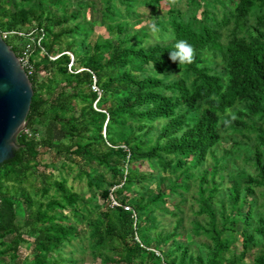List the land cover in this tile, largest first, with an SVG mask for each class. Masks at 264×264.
Returning a JSON list of instances; mask_svg holds the SVG:
<instances>
[{"label": "trees", "instance_id": "obj_1", "mask_svg": "<svg viewBox=\"0 0 264 264\" xmlns=\"http://www.w3.org/2000/svg\"><path fill=\"white\" fill-rule=\"evenodd\" d=\"M100 2L91 43L93 1L68 14L70 0H0L1 32L44 33L17 155L0 165V264H81L63 253L73 242L92 264H264V0ZM161 4L151 42L135 8ZM178 40L192 64L169 59ZM5 42L16 56L27 43Z\"/></svg>", "mask_w": 264, "mask_h": 264}, {"label": "water", "instance_id": "obj_2", "mask_svg": "<svg viewBox=\"0 0 264 264\" xmlns=\"http://www.w3.org/2000/svg\"><path fill=\"white\" fill-rule=\"evenodd\" d=\"M32 96L26 71L0 35V165L17 155V136L26 125Z\"/></svg>", "mask_w": 264, "mask_h": 264}, {"label": "rangeland", "instance_id": "obj_3", "mask_svg": "<svg viewBox=\"0 0 264 264\" xmlns=\"http://www.w3.org/2000/svg\"><path fill=\"white\" fill-rule=\"evenodd\" d=\"M86 1H93L95 4V11H91L90 8H88L86 10V14H85V19L86 21L93 23L94 29H93V33L89 34V38H88V42L93 43L94 40L97 38V36L99 35H105V30L100 28V13L99 11L101 10L102 6H101V2L100 0H70V6L66 7V12L69 14L71 11H73L74 9H78L79 8V4L84 3ZM46 4V3H45ZM169 7L161 4V6H159V8L156 7H145L143 5L137 6L135 8L136 13L139 15L138 18L136 19V21L138 22V25H136V27H147L150 29V26L152 24L159 25L163 20H166V12L168 11ZM49 14L46 13V17H48L51 20H55L57 18L62 17L61 16V11H56L54 8L50 9ZM31 25V26H30ZM26 29H31L32 26H34V23L32 22V24H30ZM157 28V26H156ZM60 27L56 26L55 27V31L59 30ZM159 34L158 32H153L151 30H149V34L152 36V41H155L154 36L156 34ZM161 33V31H160ZM160 35V34H159ZM11 42V41H10ZM16 45H19V41L18 39L15 40ZM148 44V43H147ZM71 54V53H70ZM37 59V58H36ZM38 61V60H37ZM78 71H82L81 68H78ZM140 169V166L138 167ZM147 169V167L144 169L143 167H141L140 171H145ZM67 171L68 170H60V172H58L57 174V178L58 179H62L65 178L66 183L69 187H72L74 191H82L85 190V181H78V180H74L73 177L75 176V172L72 174H69L67 176ZM145 184V183H144ZM152 189L154 188V184L151 185ZM116 187L112 189V191H115ZM116 195V194H115ZM190 195V194H189ZM130 196V195H129ZM113 198H115L114 195H112ZM189 198V197H188ZM177 202V200H174L173 202H169L167 201L165 204V208L171 210L172 209V205L175 204ZM192 203L191 200H189L187 202V204L184 206V209L187 210V212L185 213V217H187V215L190 216L189 213V206ZM158 221H159V225H161L162 227L164 226L166 229H171L174 225V220L173 218L169 215V214H158ZM187 221L188 218L186 219V227H187ZM85 228V226H84ZM191 239H193L192 237H189V241H191ZM192 242V241H191ZM77 248V249H76ZM83 249L79 248L77 246V242H73V247H65L63 249V253L65 256H70L72 255L74 258H82L83 259V263L81 264H92L90 263V256L88 254V252L84 251L82 252Z\"/></svg>", "mask_w": 264, "mask_h": 264}, {"label": "built area", "instance_id": "obj_4", "mask_svg": "<svg viewBox=\"0 0 264 264\" xmlns=\"http://www.w3.org/2000/svg\"><path fill=\"white\" fill-rule=\"evenodd\" d=\"M35 31L40 32V34L38 35V38H36L34 35ZM0 35H1L3 40H6L8 37L12 36V37L20 38V39H25L27 41V43L20 45V48H21L20 51L21 52H20V55L17 56V58H18L19 63L21 64V66L26 71L27 76L31 75L33 72V58H32L33 49H32V47L35 46L34 49H37V50H40V52H43V48L41 46V41H42L44 33H43L42 29H36V30L30 29L27 32H21V31L1 32L0 31ZM66 54H68L70 56V62L68 64V69L71 70L73 67V64H74L73 56L70 53H66ZM57 57L58 56H55V57H52L51 59L54 60ZM91 89H92V91H95L96 93L100 94L98 88L95 85H93L91 87ZM110 201H111L112 206L122 207L123 210H125V211H132L131 207L120 204L112 196L110 198Z\"/></svg>", "mask_w": 264, "mask_h": 264}, {"label": "clouds", "instance_id": "obj_5", "mask_svg": "<svg viewBox=\"0 0 264 264\" xmlns=\"http://www.w3.org/2000/svg\"><path fill=\"white\" fill-rule=\"evenodd\" d=\"M169 3L175 4L176 0H169ZM150 30L153 32H158L159 29L156 28L155 24L150 26ZM195 50L192 45H190L186 40H178L174 45V50L169 52V59L173 63L179 65H190L194 61ZM174 76V75H169ZM234 118V117H233Z\"/></svg>", "mask_w": 264, "mask_h": 264}]
</instances>
